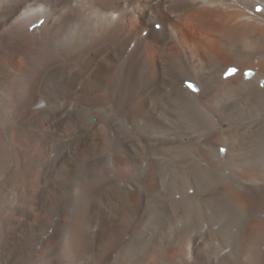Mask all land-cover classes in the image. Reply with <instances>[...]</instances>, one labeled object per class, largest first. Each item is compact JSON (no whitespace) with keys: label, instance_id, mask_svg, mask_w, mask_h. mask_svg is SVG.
I'll use <instances>...</instances> for the list:
<instances>
[{"label":"bare ground","instance_id":"obj_1","mask_svg":"<svg viewBox=\"0 0 264 264\" xmlns=\"http://www.w3.org/2000/svg\"><path fill=\"white\" fill-rule=\"evenodd\" d=\"M261 2L0 0V264H264Z\"/></svg>","mask_w":264,"mask_h":264},{"label":"snow or ice","instance_id":"obj_2","mask_svg":"<svg viewBox=\"0 0 264 264\" xmlns=\"http://www.w3.org/2000/svg\"><path fill=\"white\" fill-rule=\"evenodd\" d=\"M156 27L159 28L160 25H156ZM233 72H235V69H231V70H229V74H231V73H233ZM188 87H189V88H193L194 86H193L191 83H189ZM221 151H224V149H221Z\"/></svg>","mask_w":264,"mask_h":264}]
</instances>
